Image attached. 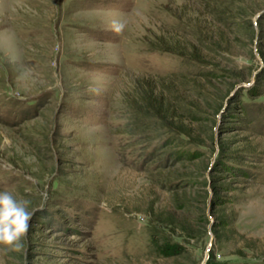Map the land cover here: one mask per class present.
Wrapping results in <instances>:
<instances>
[{
    "label": "rangeland",
    "instance_id": "obj_1",
    "mask_svg": "<svg viewBox=\"0 0 264 264\" xmlns=\"http://www.w3.org/2000/svg\"><path fill=\"white\" fill-rule=\"evenodd\" d=\"M0 191V264H264V0H0Z\"/></svg>",
    "mask_w": 264,
    "mask_h": 264
},
{
    "label": "clouds",
    "instance_id": "obj_2",
    "mask_svg": "<svg viewBox=\"0 0 264 264\" xmlns=\"http://www.w3.org/2000/svg\"><path fill=\"white\" fill-rule=\"evenodd\" d=\"M119 25L117 30L122 28ZM29 202L18 200L8 191H0V245L19 249L21 241L27 238L34 210Z\"/></svg>",
    "mask_w": 264,
    "mask_h": 264
},
{
    "label": "trees",
    "instance_id": "obj_3",
    "mask_svg": "<svg viewBox=\"0 0 264 264\" xmlns=\"http://www.w3.org/2000/svg\"><path fill=\"white\" fill-rule=\"evenodd\" d=\"M149 243H153V246L155 247V250L158 252L165 254V255H173L177 256L182 253L183 249L181 245L174 244L169 241H160L157 240L152 241V239L149 240Z\"/></svg>",
    "mask_w": 264,
    "mask_h": 264
}]
</instances>
